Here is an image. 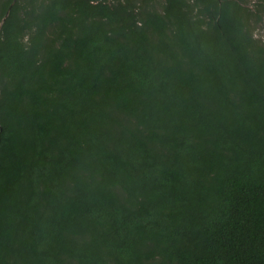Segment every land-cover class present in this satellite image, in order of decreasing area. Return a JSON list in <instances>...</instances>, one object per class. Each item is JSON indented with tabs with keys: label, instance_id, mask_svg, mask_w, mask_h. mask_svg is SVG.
Instances as JSON below:
<instances>
[{
	"label": "trees",
	"instance_id": "trees-1",
	"mask_svg": "<svg viewBox=\"0 0 264 264\" xmlns=\"http://www.w3.org/2000/svg\"><path fill=\"white\" fill-rule=\"evenodd\" d=\"M261 29L264 0H0V264H264Z\"/></svg>",
	"mask_w": 264,
	"mask_h": 264
},
{
	"label": "rangeland",
	"instance_id": "rangeland-1",
	"mask_svg": "<svg viewBox=\"0 0 264 264\" xmlns=\"http://www.w3.org/2000/svg\"><path fill=\"white\" fill-rule=\"evenodd\" d=\"M262 30V29H261ZM257 31H259V30H257ZM263 31V30H262ZM259 32H261V31H259ZM264 32V31H263ZM258 34H260V33H258ZM263 38H264V34H263Z\"/></svg>",
	"mask_w": 264,
	"mask_h": 264
}]
</instances>
